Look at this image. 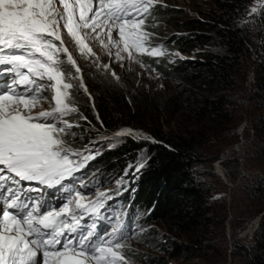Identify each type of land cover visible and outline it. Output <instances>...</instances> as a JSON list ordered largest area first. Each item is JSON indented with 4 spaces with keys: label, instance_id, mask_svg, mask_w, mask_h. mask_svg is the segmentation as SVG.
<instances>
[{
    "label": "snow or ice",
    "instance_id": "snow-or-ice-1",
    "mask_svg": "<svg viewBox=\"0 0 264 264\" xmlns=\"http://www.w3.org/2000/svg\"><path fill=\"white\" fill-rule=\"evenodd\" d=\"M158 4L162 0H98L96 6L93 0H0V76L7 77L0 86V264H128L125 241L135 229L108 211L109 193L88 198L93 189L81 170L94 156H83L65 139L79 127L65 119L78 111L69 81L88 90L64 35L85 58L96 57L89 38L110 54L115 48L116 60L125 59L122 53L128 60L164 56L148 46L153 33L145 30ZM61 53L77 76L65 74ZM49 89L54 106L44 110Z\"/></svg>",
    "mask_w": 264,
    "mask_h": 264
},
{
    "label": "trees",
    "instance_id": "trees-1",
    "mask_svg": "<svg viewBox=\"0 0 264 264\" xmlns=\"http://www.w3.org/2000/svg\"><path fill=\"white\" fill-rule=\"evenodd\" d=\"M250 2L208 0L207 10L201 12V16L186 15L180 21H175L177 32L167 40L170 48L186 53L195 52L198 57L178 59L177 63L158 66L165 76L176 80L173 92L157 97L152 91H137L131 96L134 114H130V117L149 112L155 120L162 121L161 125L169 127L170 122L179 115L187 114L193 128L180 123L176 124L174 130L153 128L150 129L154 138L152 141H139L125 135L100 156V167L106 166L108 171L118 172L130 163H137L144 155L140 176L133 185L136 202L127 197L126 207L131 215L137 216V212L148 206L141 216H137L139 221L144 222V217L149 214L150 220L162 221L170 229L187 236L184 243L169 237L161 242L163 250H171L169 254L173 256L187 252L204 261L213 249L210 248L208 230L212 219L219 215L220 209L215 204H219L220 200L214 198L216 191L206 178L215 176V172L203 169L206 161L204 132L214 134L220 127L219 123L226 119L229 93L235 89L236 77L241 73L246 75L249 62L254 63L251 97L260 99L264 108V49L259 53L257 46H254L257 57L251 59L250 47L255 43V34L246 20ZM154 13L167 17L180 15L178 9L164 5L158 6ZM262 17L264 19V13ZM259 35L264 40V30ZM208 47L212 48L205 49ZM152 60L161 63L160 60ZM242 68H245V72ZM90 76L94 78L89 82L94 105L88 101L81 103L85 106H78L79 114L98 126L114 129L110 127L111 114L116 105H127V93L102 80L94 72ZM261 122L263 144L259 145V149L264 153V115ZM125 125L138 127L129 123ZM243 188L256 199H264V167L253 177L245 179ZM262 208L259 206L254 212L255 215L260 212L262 215L248 242L245 243L242 237L235 238L231 248V254L241 257L244 264H264ZM155 258L148 256L147 260L151 264H160Z\"/></svg>",
    "mask_w": 264,
    "mask_h": 264
},
{
    "label": "rangeland",
    "instance_id": "rangeland-1",
    "mask_svg": "<svg viewBox=\"0 0 264 264\" xmlns=\"http://www.w3.org/2000/svg\"><path fill=\"white\" fill-rule=\"evenodd\" d=\"M93 3L96 6L98 0H93ZM162 5L178 9L180 15L167 17L155 14L156 8L160 6L158 4L148 16L145 30L153 33L148 46L161 48L162 51H165L164 56L135 54L137 56L136 60H128L127 54L122 53L125 59L122 61L116 60L114 58L115 48L110 46V54L109 50L104 49L98 40L89 38L85 42L89 44L99 60L90 55L85 58L79 54L71 38L66 34L64 35L65 44L81 68L79 75L88 90L85 93L79 87V80H70L69 82L75 85L70 90L72 93V106L78 109V106H83L86 101L92 106L94 105L89 86V82L94 79L90 76L92 72L99 75L102 80H106L123 90V93H127V105H116L115 111L111 114L110 127H114V129L101 127L87 119H82L84 116L79 114V109L77 112L65 117L70 123L79 125V127L71 129V132L75 135L65 136L68 145L73 150L80 151L83 156H94V159L88 161L81 171L83 182L93 189L88 198L95 199L97 191L109 193L113 199L107 200L106 203L111 206L112 211L119 213L116 216L118 219L124 216V212L117 209L120 201L128 197L136 202L137 194L136 190L133 189V185L140 176L141 164H144L145 158L142 154L137 163H130L127 168L118 172H110L106 169V166L100 167V156L105 150L115 146L122 137L116 134L124 130H131L133 133L131 136L135 139L152 141L154 138L150 134V129L153 128H160L164 131L174 130L177 123L182 124L184 127L191 126L193 128L192 120L187 118V114L179 115L176 120L170 122L169 127L164 124L161 125L162 121L155 120L154 115L149 112L130 117V114H134L131 96L135 95L137 91H152L157 97H164L176 89V80L165 76L160 70L161 67L158 66L177 63L178 59H196L198 57L195 52L186 53L178 49H171L167 40L170 35L177 32L174 25L175 21H180L186 15L201 16V12L207 10L208 0H162ZM253 7L258 8L256 13L251 12ZM263 13L264 7L260 8L257 0H251L250 11L246 20L255 34V43L250 47L252 60L257 57L254 46H257L259 53L264 49V40L259 35V32L264 30ZM87 31L90 32L91 30ZM62 32L66 33V30H62ZM113 38H118L115 31L113 32ZM104 39L107 43V38ZM210 48L212 47L205 49ZM177 53L179 55H176ZM60 55L61 59L65 61L63 65L65 74L71 73L72 76H77L74 67L67 64L66 55L63 53ZM152 59L160 60L161 63L159 64V61L154 62ZM105 64L109 65L108 69L98 66ZM241 70L245 72V68ZM113 72H115V75L112 74ZM6 79L7 77L0 79L1 86ZM236 79L235 89L231 90L228 96L226 119L219 123L220 127L214 134L204 132L206 161L203 169L208 170L210 173L215 172V176H206V178L216 191L214 198L220 200L219 204H215V207L220 209L219 215L217 214L212 219L208 230L210 248L213 249L209 251L208 257L204 261L194 258L191 253L187 252H182L178 256L170 255L171 250H163L161 242L164 238L169 237L184 243L187 236L170 229L162 221L150 220L149 214L144 217V222L139 221L137 216H141V212L148 209V206H146L137 212L134 221H130L135 229V234L125 241L126 248L123 254L128 264H151L147 260L148 256L156 257L155 259L160 264H244L241 257L231 254V248L235 238L242 237L245 243L248 242L249 237L252 235L250 231L253 230L256 219H261L262 213L255 215L254 212L259 206H263L262 210H264V199H256L243 188L245 179L253 177L264 167V153L259 149V145L263 144L261 119L264 115V108L260 99L251 97L254 63L249 62L246 75L241 73ZM44 95L48 99L43 102L42 108L50 110L54 106V102H50L53 93L49 89L45 91ZM96 117L99 119L97 114ZM81 119L82 121H80ZM127 123L138 127L125 125ZM139 136H145L148 139H139ZM76 159L79 160L82 157ZM77 188L79 189V185H77ZM82 191L88 193L87 189H82ZM218 217L219 219H217ZM260 219H258V225ZM123 222L125 224L129 223L128 221Z\"/></svg>",
    "mask_w": 264,
    "mask_h": 264
},
{
    "label": "clouds",
    "instance_id": "clouds-1",
    "mask_svg": "<svg viewBox=\"0 0 264 264\" xmlns=\"http://www.w3.org/2000/svg\"><path fill=\"white\" fill-rule=\"evenodd\" d=\"M117 206L119 207V211H120V209L124 213H125V211H127V215H128L127 217L131 218L132 221H134V218H135L136 215L133 216V215L130 214V210H128L129 208L127 209V207H126V201H125V199L122 200V201H120L119 205H117Z\"/></svg>",
    "mask_w": 264,
    "mask_h": 264
},
{
    "label": "water",
    "instance_id": "water-1",
    "mask_svg": "<svg viewBox=\"0 0 264 264\" xmlns=\"http://www.w3.org/2000/svg\"><path fill=\"white\" fill-rule=\"evenodd\" d=\"M262 215V214H261ZM258 219H260V218H257L256 220V224H255V226H254V228H253V230L252 231H250V233L252 234L253 233V231L257 228V226H258Z\"/></svg>",
    "mask_w": 264,
    "mask_h": 264
},
{
    "label": "built area",
    "instance_id": "built-area-1",
    "mask_svg": "<svg viewBox=\"0 0 264 264\" xmlns=\"http://www.w3.org/2000/svg\"><path fill=\"white\" fill-rule=\"evenodd\" d=\"M257 1L259 3L260 8H261V6L264 5V0H257Z\"/></svg>",
    "mask_w": 264,
    "mask_h": 264
}]
</instances>
